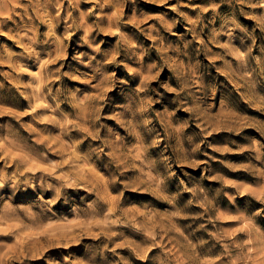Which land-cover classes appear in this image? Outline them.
<instances>
[{"label": "rangeland", "instance_id": "rangeland-1", "mask_svg": "<svg viewBox=\"0 0 264 264\" xmlns=\"http://www.w3.org/2000/svg\"><path fill=\"white\" fill-rule=\"evenodd\" d=\"M0 8V264H264V0Z\"/></svg>", "mask_w": 264, "mask_h": 264}, {"label": "bare ground", "instance_id": "bare-ground-1", "mask_svg": "<svg viewBox=\"0 0 264 264\" xmlns=\"http://www.w3.org/2000/svg\"><path fill=\"white\" fill-rule=\"evenodd\" d=\"M2 8H0V14H1V10ZM0 18H1V24H3V23H7L8 21H7V18H5V17H2V16H0ZM63 134H66L65 132H63Z\"/></svg>", "mask_w": 264, "mask_h": 264}]
</instances>
